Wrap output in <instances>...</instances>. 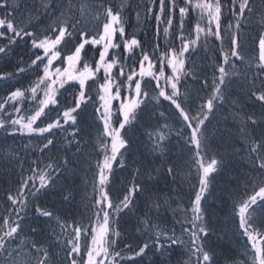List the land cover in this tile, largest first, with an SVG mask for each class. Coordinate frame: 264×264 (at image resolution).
Segmentation results:
<instances>
[{
    "label": "snow or ice",
    "instance_id": "snow-or-ice-1",
    "mask_svg": "<svg viewBox=\"0 0 264 264\" xmlns=\"http://www.w3.org/2000/svg\"><path fill=\"white\" fill-rule=\"evenodd\" d=\"M132 5L0 0V134L26 141L25 156L37 153L27 169L16 150L4 153L21 172L0 211V264H141L150 250L164 258L174 248L180 264H217L204 204L226 154L248 164L233 208L243 238L233 264H264V0ZM133 13L145 35L154 28L151 41L128 31ZM141 130L160 168L132 157ZM173 137L183 142L188 173L170 159ZM84 161L91 173L87 218L65 219L41 206L40 197ZM161 169L173 180L195 170L188 208L153 198L149 181ZM124 172L130 179L118 181ZM61 194L74 199L70 190ZM141 196L146 210L138 217ZM31 208L48 226L46 242L36 238ZM162 208L172 211L171 227L161 226ZM126 217L137 220L135 243L125 239Z\"/></svg>",
    "mask_w": 264,
    "mask_h": 264
},
{
    "label": "trees",
    "instance_id": "trees-1",
    "mask_svg": "<svg viewBox=\"0 0 264 264\" xmlns=\"http://www.w3.org/2000/svg\"><path fill=\"white\" fill-rule=\"evenodd\" d=\"M119 0H117V3ZM142 0H133V8H135L137 3H141ZM259 3V0H257ZM145 25L141 24L137 27L135 15L133 13L131 17V24L128 31L131 33L133 31L137 32L142 40L151 41L154 28L151 25L147 26V34L142 31ZM259 25L256 21H253L251 36L256 35ZM253 41L249 40L245 46L246 52H251ZM197 62L201 63L200 58H197ZM4 62H0L2 65ZM207 61H203L204 65H207ZM210 72L211 69H208ZM235 90L236 85H233ZM166 103V102H165ZM257 111H259L257 109ZM231 123V121H229ZM213 126L216 124L214 120L212 122ZM145 140L143 137L142 130L137 132L135 135V144L133 147L132 157L134 159L143 158L147 163H149L153 168H160V161L153 160L149 156L148 152L145 150ZM23 141L21 138L13 139L11 137H5L0 134V211L3 210L6 202V194L11 190L14 191L20 179L21 169L18 163H9L4 157V153L12 150H16L18 156L24 159L26 162L24 168L27 169L28 163L34 158L37 153L29 151L27 156H25L24 151L21 146ZM183 142L179 141L176 137L172 138V152L170 154V159L182 170V173H188L189 169L185 164V159L183 155V150L181 144ZM219 141H214V144H218ZM35 144V141L33 142ZM223 152V149H221ZM62 154V153H61ZM93 165L95 164V159L90 161ZM89 161H84L80 166L75 175L67 174L60 178L58 182V187L47 195L40 197L39 204L55 213L59 214L65 219H71L73 216L87 218V212L85 205L88 203L87 195L91 192L90 178L91 173L88 169ZM248 169V164L240 159L239 157L226 154V161L224 170L214 174L215 179L207 195V203L204 204L206 209L205 218L215 226V235L211 236V247L215 250V259L217 264H233L234 260L240 258V253L242 251L243 238L237 233V226L234 222L233 208L234 204L243 197L245 192V187L243 181L240 179L246 170ZM121 178L130 179L127 172H124L122 177L118 176L117 180ZM86 181L88 183H86ZM153 189V198L159 196L161 200L167 198L169 199L172 208L183 207L188 208L190 206L191 199L194 198L195 187L198 186V181L196 178L195 170L192 169L191 173L188 175L187 179L181 174L177 176L175 180L172 177L167 176L163 169L159 173L155 174L153 179L149 181ZM70 190L74 199L71 203L65 201L62 198V191ZM250 191V189H248ZM137 208L135 210V215L142 217L144 211L146 210L145 198L141 196L137 200ZM203 203V202H202ZM29 215L33 218L34 226L38 227L39 234L36 235L38 240L47 241V233L49 231L47 224L43 222L44 218L40 220L35 219L34 208L29 210ZM155 216V213H153ZM160 222L163 227H171L174 223L173 214L171 210L165 211L164 208L161 209ZM137 220L133 217H126L121 221V227L124 229L125 239L131 240L134 243L137 242V233L135 226ZM35 235V234H34ZM182 257V252L174 248L171 254H166L164 258L160 256L159 253L155 251H148L147 255L141 259V264H180Z\"/></svg>",
    "mask_w": 264,
    "mask_h": 264
}]
</instances>
